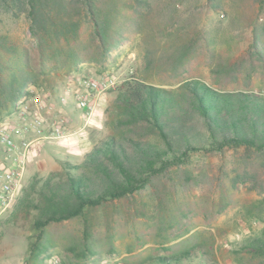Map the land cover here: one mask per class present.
Segmentation results:
<instances>
[{"label": "rangeland", "instance_id": "374dc122", "mask_svg": "<svg viewBox=\"0 0 264 264\" xmlns=\"http://www.w3.org/2000/svg\"><path fill=\"white\" fill-rule=\"evenodd\" d=\"M102 6L108 15L106 45L100 46L83 28L74 54L67 51L52 59L38 56L24 17H0V35L8 43L3 59L25 48L36 70L40 59L48 70L36 83H27L14 103L0 98V123L9 118L14 134L20 135L24 123L17 107L24 102L34 107L36 98L43 105L42 135L49 134L53 122L64 135L79 129L85 111L71 96L63 103L59 97L64 85L80 76L116 81L95 99L103 109V128L96 137L119 141L121 131L137 141L154 140L142 124L120 125L119 93L128 78L167 90L196 79L213 90L264 97V56L252 47L253 25L264 47V10L251 0H145L140 5L136 0H102ZM48 105L52 109L45 112ZM25 136L35 137L32 132ZM62 139L41 137L32 145L34 155L26 165L31 173L27 177L24 172L15 205L0 218V264H95L101 259L155 264L159 255L189 249L204 251L214 264H264V165L258 154L244 148L190 152L169 176L154 179L130 197L53 222L43 228L42 237L34 235L39 189L64 178L65 159L84 171L89 167L87 147L66 145ZM11 247L12 261L4 257Z\"/></svg>", "mask_w": 264, "mask_h": 264}, {"label": "trees", "instance_id": "16d2710c", "mask_svg": "<svg viewBox=\"0 0 264 264\" xmlns=\"http://www.w3.org/2000/svg\"><path fill=\"white\" fill-rule=\"evenodd\" d=\"M143 2L136 0L139 5ZM251 2L264 10V0ZM5 13L24 17L41 59L67 51L74 54L83 28H88V36L100 46L107 43L108 15L103 12L102 0H0V17ZM258 30L253 25L252 47L263 57ZM5 44L0 35V98L14 103L27 83H36L48 70L41 59L36 70L25 48L18 56L4 60L1 51ZM119 100L123 104L120 125L129 128L142 124L154 140L137 141L123 135L125 131H121L123 141L114 136L94 138L91 149L84 153L87 171L65 159L64 178L47 181L38 191L40 213L33 222L38 229L34 235L42 237L43 228L53 222L80 217L130 197L154 179L169 176L172 167L184 163L193 151L244 148L258 154L264 165L263 96L213 90L196 79L167 90L128 78ZM33 245L28 244L29 251ZM184 259H190L189 264H214L204 251L193 253L190 249L177 255H159L154 263L183 264Z\"/></svg>", "mask_w": 264, "mask_h": 264}, {"label": "built area", "instance_id": "2783aa9c", "mask_svg": "<svg viewBox=\"0 0 264 264\" xmlns=\"http://www.w3.org/2000/svg\"><path fill=\"white\" fill-rule=\"evenodd\" d=\"M115 84L116 81L111 77L80 76L73 84L68 82L64 85L59 100L63 103L68 96H71L75 105L85 111L84 123H86L95 108L96 97L113 88ZM42 106L41 100L36 98L34 107L25 102L17 107L16 114L24 122L20 135L13 133L9 118L0 123V218L15 205L22 189L26 165L34 155L32 145L43 137ZM51 109L52 105H48L44 111L50 112ZM49 131L52 137L64 135L58 123L53 122ZM28 132L34 133L35 137H26ZM95 264H112V262L101 259Z\"/></svg>", "mask_w": 264, "mask_h": 264}, {"label": "crops", "instance_id": "0c3cea01", "mask_svg": "<svg viewBox=\"0 0 264 264\" xmlns=\"http://www.w3.org/2000/svg\"><path fill=\"white\" fill-rule=\"evenodd\" d=\"M73 110H74V108H73ZM71 113H73V112H71ZM102 113H103V109L96 102L95 108H94L93 112L91 113V115L89 116L87 122L83 123V125L81 127H79V129L74 130L72 132H69V133H67L61 137H52L49 135L50 134V131H49L48 132L49 134L43 135V137L51 138L53 140L63 138L62 140H64V143H66V145L73 144L74 142L79 143L80 145L83 144V146L87 147V149H86V152H87L88 150L91 149L93 142H94V138H97L96 135H98L103 128ZM69 126H70V124L68 125V127ZM70 137H71V139L67 140ZM34 148H33V150H34ZM30 173H31V171H30L29 166H28L26 168L25 175L28 177L30 175ZM13 255H14V250H13V247H11V250L9 251L8 255L7 254L4 255V257L6 260L10 259L12 261ZM7 257H9V258H7ZM4 264H11V263L8 261H5Z\"/></svg>", "mask_w": 264, "mask_h": 264}]
</instances>
